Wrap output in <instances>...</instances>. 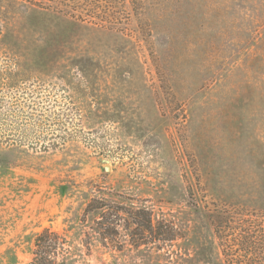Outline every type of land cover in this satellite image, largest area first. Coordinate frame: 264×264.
<instances>
[{
	"label": "rangeland",
	"instance_id": "374dc122",
	"mask_svg": "<svg viewBox=\"0 0 264 264\" xmlns=\"http://www.w3.org/2000/svg\"><path fill=\"white\" fill-rule=\"evenodd\" d=\"M65 2L0 0V264L88 205L90 264H264V0Z\"/></svg>",
	"mask_w": 264,
	"mask_h": 264
},
{
	"label": "trees",
	"instance_id": "16d2710c",
	"mask_svg": "<svg viewBox=\"0 0 264 264\" xmlns=\"http://www.w3.org/2000/svg\"><path fill=\"white\" fill-rule=\"evenodd\" d=\"M28 4L34 5L43 10H48L55 13L69 15V12L74 10V7L71 4L66 3L65 0H26ZM69 1V0H68ZM72 2V1H71ZM24 3V2H23ZM75 16V15H74ZM99 210L100 215L102 217L101 220L94 221V225L89 226L92 229V234H95L96 237H92L93 235L88 231H84V227L86 226L87 216L89 212ZM139 213H147L144 209H141ZM217 217L218 226L217 232L221 234L220 226L223 223V218L225 222L228 219L229 215L226 216V213H221L217 211L214 213ZM147 215V214H145ZM117 215H115L114 219L109 223L116 226L117 224ZM105 218V213L102 211L101 206L93 207L88 205L84 213L81 217H79L78 231L77 234L80 235L83 233L86 239H80L78 243H75L72 239H70L65 232H58L52 230L48 227L43 228L40 232L35 235L33 241V249H32V258L26 264H90L85 256H89L93 249V239L98 240V242L106 247L104 238L108 235V225H104L103 219ZM145 225L141 223L142 221L138 220V226L140 228H146L147 230H153V227L150 225V216L145 217ZM97 233V234H96ZM163 239H172V238H163ZM228 264H260L255 259L248 260H228Z\"/></svg>",
	"mask_w": 264,
	"mask_h": 264
}]
</instances>
